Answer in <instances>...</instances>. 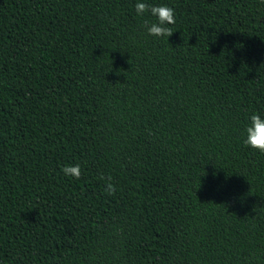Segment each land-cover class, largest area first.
<instances>
[{"label":"trees","instance_id":"16d2710c","mask_svg":"<svg viewBox=\"0 0 264 264\" xmlns=\"http://www.w3.org/2000/svg\"><path fill=\"white\" fill-rule=\"evenodd\" d=\"M136 2L0 0V264H264V0Z\"/></svg>","mask_w":264,"mask_h":264},{"label":"clouds","instance_id":"9594fccd","mask_svg":"<svg viewBox=\"0 0 264 264\" xmlns=\"http://www.w3.org/2000/svg\"><path fill=\"white\" fill-rule=\"evenodd\" d=\"M136 14L143 16L145 13L156 17L155 22L145 21L144 27L150 36L169 38L173 31L169 25L176 23L174 8L167 5H153L137 0L134 5ZM243 144L260 153H264V117L258 113H254L249 117V122L244 129ZM65 176H71L75 179H80L81 169L80 165H66L61 168ZM104 181V193L108 196L115 195L117 189L112 182L111 176L100 177Z\"/></svg>","mask_w":264,"mask_h":264}]
</instances>
